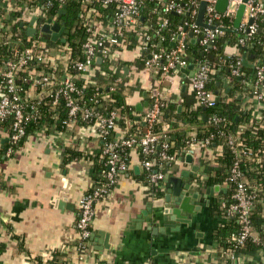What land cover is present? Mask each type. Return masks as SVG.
<instances>
[{
	"label": "trees",
	"instance_id": "1",
	"mask_svg": "<svg viewBox=\"0 0 264 264\" xmlns=\"http://www.w3.org/2000/svg\"><path fill=\"white\" fill-rule=\"evenodd\" d=\"M7 1L9 0H0V94L3 91L2 72L6 61L15 60L25 48H30L36 55L45 56L47 60L44 62H38L36 59L29 61L27 67L33 69L34 74H29L25 70L16 73L20 101L24 104V113H28L30 118L25 121V134L22 138L15 144H10V142L5 144L4 150L7 151L11 148V152L15 151L22 145L28 134L39 129L62 131L68 128L70 122H68L66 98L62 94H59L56 100L54 97L66 72L71 74L73 81L80 90L79 94L70 93L71 97L80 105L84 103L85 106L93 108L99 113H107L113 108L116 109L118 113L117 123L122 130V134L117 137L115 131H111L108 136L110 140L122 141L134 138L137 141L147 130V126L143 121L144 115H142L143 119H137V113L126 100L124 94L126 85L123 81V62L120 54L124 50L140 48L143 41H147L150 50L164 53L172 49V36L178 34V27L182 24L184 29L185 23L189 25L195 22V17L188 13L191 0H143L139 7L138 25L125 28L123 34L118 37V44L112 45L107 55L103 57V64L106 67L102 74L104 77L101 74L94 73L88 79L76 69L75 63L84 60L85 49L83 43L94 38L97 34L95 28L110 24V18L114 16L118 9L117 3L104 4L102 0H67L63 4L66 5L65 12L59 13L63 5L60 6L58 0H11L13 4L10 8L5 6ZM46 1L50 2L49 5L42 8ZM171 1L182 5L184 12L181 14L175 11L165 12V6ZM24 8L27 11L34 10V16L36 17H38L39 12L44 15V18L39 16L34 25H37L41 18L44 20L45 18L55 17L59 22L64 21L63 37L65 41L54 42L49 38L46 42L47 46L57 47L56 49L44 51L37 48L36 37L29 35L27 32L29 23L34 16H31L27 21L19 19L21 14L25 13ZM164 20L166 24L160 26ZM91 22L94 27L87 30ZM217 22L226 28L232 26V22L225 17ZM254 24L256 30L247 39V45L243 46L239 44V39L245 38V34L241 31L235 33L222 31L218 33L214 45L207 49H203L199 40L191 42V38L188 37L189 30L186 31L184 53L187 62L189 63L192 60L194 62L202 60L209 62L207 87L212 92L211 76L215 74V71L225 72L227 69L230 91L223 93L221 99L217 98L218 102L214 108L202 105L198 107L188 106L180 112L176 111V106L170 103L168 99L161 97L163 102L162 111L158 121L153 126V131L161 136L159 141L168 143L167 153L173 155L175 159L177 158V152L183 147L190 148L199 144L198 142H204L205 139H209L206 146L221 148L220 153L211 160L213 164L206 172L205 183L208 186L218 184L227 187L226 192L222 193L223 200H211L209 205L210 212L224 220L223 224L213 233L220 249V258L223 260V264H231L230 259L226 256L228 251L233 250L234 243L229 238V234L237 232L239 229L236 215H230L227 211L229 204L232 202L231 195L233 192V183L227 180V176L235 161L238 162L239 170L244 175L247 189L254 195V207L251 214L252 224L259 241L264 242V123L255 120L253 110L245 109L241 99L237 98L238 95L243 96L254 93L252 83L255 80V66L264 63V15H258L254 20ZM145 36H149V39L146 40ZM200 36L197 37L200 38ZM250 45H252L251 48H249ZM229 47H236L238 49L236 54L240 57L243 52L253 54L252 62L254 64L250 67L243 65L242 61L239 75H232L230 60L227 58L229 54L227 48ZM140 55L138 60L144 63L148 53L140 50ZM110 65L113 68H110ZM38 75H49V79L46 83L41 84L36 78ZM160 75L161 71L158 70L156 76L159 78ZM111 87H115V89H111ZM157 89L161 93V88L158 87ZM31 104L35 107L32 110L29 108ZM211 113H217L224 117L225 122L218 125L210 123L208 117ZM91 123H94V120L82 122V124ZM0 125L6 127L10 134L11 119L2 121ZM229 136L234 139L235 145L251 149L252 154L237 157L227 144ZM201 147L205 146L201 145ZM159 152L160 149L156 150L148 158L152 161L153 170L158 169L164 174L167 166L173 161H162ZM120 153L127 157L128 165L133 154H136L139 162L143 159L138 142L131 147L122 146ZM62 155V162L76 159L95 162L93 168H98L100 171L99 174L95 175L96 180L105 179L107 167L105 156L102 154V140L97 151L73 147L65 149ZM138 178L146 185L151 183L145 171ZM162 181L157 182L155 185L157 188L156 197L161 195ZM260 247V244H256L249 239L243 246L237 247L236 250L247 252L260 249ZM58 253L56 250L52 251L44 264H61L58 262V255L61 253ZM35 264H41L40 259H35Z\"/></svg>",
	"mask_w": 264,
	"mask_h": 264
},
{
	"label": "crops",
	"instance_id": "2",
	"mask_svg": "<svg viewBox=\"0 0 264 264\" xmlns=\"http://www.w3.org/2000/svg\"><path fill=\"white\" fill-rule=\"evenodd\" d=\"M227 52L236 54L238 49L229 47ZM120 56L126 85L124 94L136 117L143 119L156 87L161 88L162 96L176 106L177 112L199 106L188 83L190 69H181L170 81L159 82L157 67H147L138 60L139 47L124 50ZM252 57L250 52L245 54L250 67L254 64ZM103 63L98 58L90 71L104 77ZM227 71H215L211 76L213 93L218 99L230 91ZM261 88L264 91V84ZM237 98L245 109L253 110L255 120L264 123V97L249 93ZM114 131L117 137L121 136L119 126ZM8 143V129L0 125V264H35V259L44 264L54 250L61 253L58 255L61 264H223L213 233L224 220L211 213L209 205L211 200H223L226 186L219 185L220 189L208 196L209 204L201 206L179 230L170 231L166 227L163 235H154L153 225L150 228L146 219L150 216L148 209L158 210L155 204L165 194L163 185L160 196L152 194L148 185L138 178L144 169L133 154L127 171L118 174L110 193L94 204L90 251L85 260L78 261L74 249L78 236L77 201L94 185L95 175L100 171L93 168L95 162L91 160L62 162V153L73 147L99 150L101 139L94 123L77 121L62 131L39 129L28 134L13 152L4 150ZM220 151L221 148H202L199 144L183 147L167 166L164 177L182 176L192 184L199 182L198 192L203 195L206 187L215 186L205 183V175L213 164L212 158ZM189 154L191 157L186 158ZM183 172H189L188 176H183ZM162 226L161 221L155 224ZM235 264H264L263 251L243 252Z\"/></svg>",
	"mask_w": 264,
	"mask_h": 264
},
{
	"label": "built area",
	"instance_id": "3",
	"mask_svg": "<svg viewBox=\"0 0 264 264\" xmlns=\"http://www.w3.org/2000/svg\"><path fill=\"white\" fill-rule=\"evenodd\" d=\"M67 0H58L60 6L65 4ZM104 4L115 2L118 4V9L114 16L110 19V24L107 26H97L95 28L97 34L94 38L86 40L83 43L85 49V57L83 61L75 63V67L80 71L85 78L92 77L94 72H91L93 66L96 64L98 58L103 59L111 48L112 45L118 44V37L123 34V31L127 27H134L138 25L139 7L143 0H102ZM201 0H191L188 13L195 17V22L192 24L185 23L187 30L193 33L194 38H198L201 35L199 42L203 49L212 47L215 43V39L221 30L215 28L210 29L206 27H200L196 24V17ZM217 0H207L203 21L207 25H215V27H224L217 21L222 17L227 18L233 23L234 16L242 0H228V4L224 13H219L215 10ZM49 1H46L42 8H46L49 5ZM12 1L6 2L8 8L12 5ZM21 14L19 19L27 21L31 16H34V10H26ZM23 11V12H24ZM165 12L175 11L178 14L184 12V7L177 2L171 1L164 8ZM38 17L42 15L40 12ZM258 15H264V0H248L245 4L244 16L237 29L245 34V38L239 39L240 46L247 45L246 41L250 35L255 32L256 25L254 20ZM35 17V21L38 17ZM252 18L253 22L248 23V19ZM51 19V22H59L55 17L45 18L36 25L33 24L36 29L32 34L36 37L37 48L42 50H54L57 47H49L46 42L49 39V35L41 31L43 24ZM42 20V21H41ZM35 23V22H34ZM87 27V30L94 27L91 22ZM166 24L164 20L160 26ZM186 31H184L182 24L178 27V34L172 36V49L162 53L160 51L150 50L147 41H143L140 46V50L146 51L148 57L145 59L144 64L147 67L155 66L161 71L160 77L157 79L159 82L169 80L179 70L184 69L189 64L187 57L184 53V41ZM145 39H149V36H145ZM227 58L230 60V71L232 75H239L240 65L242 63V57L239 55L229 53ZM36 59L38 62H44L47 60L45 56L36 55L30 48H25L15 60H8L5 62L3 77V91L0 94V123L6 119H11L9 142L10 144L17 143L25 134V121L30 118L28 113H24V104L20 101L19 85L16 81V73L20 70H25L29 74H34L35 71L28 68L29 61ZM49 60V59H48ZM53 62L52 59H50ZM160 61V62H159ZM197 65L193 70L194 72L188 78V83L192 89L193 95L196 98L199 105L204 107L214 108L217 105L218 99L216 95L207 87V81L209 79V62L202 60L195 62ZM256 74L255 80L252 85L254 88V94L258 97H264V91L261 86L264 84V63L255 66ZM51 75V74H50ZM31 76V75H30ZM52 76V75H51ZM39 83L44 84L48 81L49 75H42L36 77ZM156 87L152 97L151 104L147 111L144 113V122L147 126V130L136 141L134 138L124 139L122 141L110 140L108 138L109 133L118 129L117 117L118 113L115 108L109 110L107 113H99L93 108L85 106V104L75 101L70 93H80L79 88L72 79L70 73L66 72L63 75L61 85L56 90L54 97L55 100L59 94H62L67 101L68 115L70 123L77 121L83 122L86 120H94V127L96 134L102 140V154L106 159V173L105 179H97L94 185L83 193L77 201V217H76V229L77 240L74 245L76 256L78 261H83L90 251V237L91 228L90 224L94 215V204L105 198L114 187L117 182V176L120 172H125L128 169L127 157L120 153L122 146L131 147L136 142L140 147L143 159L140 161V165L147 173L148 179L151 181L148 185L152 194L155 195L157 188L156 183L164 179V174L158 169L152 168V161L148 158L156 150L160 149L159 157L162 161L171 162L175 157L167 153L168 143L166 141L160 142V134L153 131V126L158 121V117L161 114L163 102L161 100L162 94ZM115 89V87H111ZM30 110L34 109V105H29ZM210 123L218 125L225 122V118L221 117L217 113H211L208 117ZM223 134V132H221ZM209 139H205L204 142L199 145L206 146ZM227 144L231 148L232 152L237 156L251 155L252 150L248 148H242L234 144V139L228 137ZM157 147H159L157 149ZM11 152V148H9ZM227 180L233 183V192L231 195L232 202L229 204L227 211L230 215H236V219L239 225L237 232H231L229 238L232 239L233 250L226 253V256L230 259L231 264L239 259V255L243 252H238L237 247L243 246L249 239L256 244H260V249L264 254V242H260L257 234L255 233L254 226L252 224L251 214L254 207V195L247 189L244 181V175L239 170L238 162L235 161L231 166Z\"/></svg>",
	"mask_w": 264,
	"mask_h": 264
},
{
	"label": "water",
	"instance_id": "4",
	"mask_svg": "<svg viewBox=\"0 0 264 264\" xmlns=\"http://www.w3.org/2000/svg\"><path fill=\"white\" fill-rule=\"evenodd\" d=\"M248 0H242V3L239 5L236 14L234 16V20L232 26L229 28L226 27H215V25H207L203 19L205 14V9L207 5V0H201L197 12L196 24L200 27H206L210 29H219L221 31L228 32H237V29L243 19L245 4ZM228 4V0H217L215 5V10L219 13H224ZM66 5L59 10V13L65 12ZM35 22V17H33L29 23V27L27 28V32L29 35H32L35 32V28L33 26ZM253 22L252 18L248 19V23L251 24ZM65 29L64 21L61 22H51V19H48L45 24L41 27V31L48 34L51 41H60L64 42L65 39L63 37V32ZM184 31H187V27H184ZM188 37L191 38V42H196L199 38H194L193 33L191 31L188 32ZM183 40L185 37L182 38ZM172 46H175V43H172ZM250 45L249 48H251ZM246 50V48H244ZM202 52V51H201ZM245 52L242 55L243 65H248L247 59L245 58ZM196 64L194 61L189 63L186 68L191 70V74L194 72V68H196ZM227 82H224V85L227 86ZM229 87H227V91ZM140 111V109H139ZM140 119V116L136 117ZM206 119V117H204ZM159 147H157L158 149ZM191 157V154L187 155L186 158ZM190 161V160H189ZM189 172H183L182 175L188 176ZM163 190L164 196L159 200L156 207L158 210L154 212L152 209H148L150 212V216L147 217V224L153 230L154 235H163L165 233V228L168 227L170 231H177L180 229V225L182 223L187 224L191 221L192 217L200 210L201 206L208 205L209 199L208 196H212L214 191H218L220 189L219 185H215L214 187H206L205 193L200 195L198 192L199 182L198 184H192L191 180L183 179L182 176H169L166 175L163 179ZM188 194H185V193ZM202 196V200H200ZM161 221L163 223L162 227H155L156 222ZM93 240V236L90 237Z\"/></svg>",
	"mask_w": 264,
	"mask_h": 264
},
{
	"label": "rangeland",
	"instance_id": "5",
	"mask_svg": "<svg viewBox=\"0 0 264 264\" xmlns=\"http://www.w3.org/2000/svg\"><path fill=\"white\" fill-rule=\"evenodd\" d=\"M84 76H86V74H84Z\"/></svg>",
	"mask_w": 264,
	"mask_h": 264
},
{
	"label": "flooded vegetation",
	"instance_id": "6",
	"mask_svg": "<svg viewBox=\"0 0 264 264\" xmlns=\"http://www.w3.org/2000/svg\"><path fill=\"white\" fill-rule=\"evenodd\" d=\"M61 22V21H60Z\"/></svg>",
	"mask_w": 264,
	"mask_h": 264
}]
</instances>
